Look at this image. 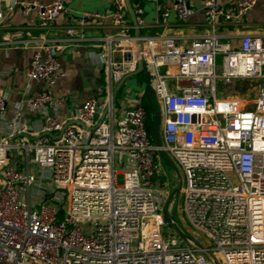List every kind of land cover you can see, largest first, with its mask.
<instances>
[{"label": "built area", "instance_id": "1", "mask_svg": "<svg viewBox=\"0 0 264 264\" xmlns=\"http://www.w3.org/2000/svg\"><path fill=\"white\" fill-rule=\"evenodd\" d=\"M145 1L156 5L162 25L171 12L181 23L194 13L188 0ZM257 4L205 0L208 32L184 45L164 35L132 36L125 0H112L113 33L92 54L107 76L105 96L86 99L69 124L59 119L64 101L50 91L64 77L59 56L66 45H38L26 80L43 88L15 104L9 122L0 87V127L9 135L0 137V264H264V34L239 36L238 49L217 34ZM20 6L24 15L35 11L44 30L68 13L65 0ZM134 14L144 28V10L137 5ZM100 18L85 12L76 28ZM0 23L9 26L3 12ZM76 28H67V42L76 40ZM140 56L159 104L160 145L141 103L115 115L114 86L136 72ZM217 81L261 88L248 108L219 97ZM26 114L41 118L39 130L24 122ZM159 152L179 166L182 213L210 248L165 239L155 197Z\"/></svg>", "mask_w": 264, "mask_h": 264}, {"label": "crops", "instance_id": "2", "mask_svg": "<svg viewBox=\"0 0 264 264\" xmlns=\"http://www.w3.org/2000/svg\"><path fill=\"white\" fill-rule=\"evenodd\" d=\"M32 1L47 5L53 0H0V12L5 14L9 24L6 27L5 24L0 23V87L7 95L5 120L7 122L12 120L15 104L38 94L43 88L41 84L28 83L26 80L31 56L36 52L38 45L57 42L63 46L66 45L59 56L64 77L50 91L55 98L64 101V110L59 115V119L69 124L72 122L71 118L75 109L86 99L96 95L103 99L105 96L107 76L104 69L93 61L92 54L99 50L95 46L100 43V40L113 33L108 18L112 9V0H65L68 13L61 15L47 30L38 25L35 11L32 10L27 15L22 12L20 4ZM231 1L224 0V3L229 4ZM188 3L194 13L187 22H179L175 13L171 12L166 24L162 25L157 22L154 3L130 0L133 10L137 5L144 10L146 26L139 29L140 36L164 35L173 37L177 43L186 45L190 40L205 35L208 32L203 13L205 0H188ZM12 6L13 10L8 12L7 8ZM85 12L99 14L102 18L93 19L80 30L76 28L77 18ZM128 20L133 25L129 14ZM70 27H75L78 33L75 38H72L76 40L67 42L71 39L66 34L67 28ZM15 32H19L20 37H14ZM217 34L221 42L230 44L232 48L236 47L239 36L243 34H264V0H258L256 8L236 23V26H222L217 29ZM132 36L136 37L135 28L132 30ZM131 79L133 78H127L122 84L120 82L114 86L115 94L118 95L123 88L130 87ZM126 94L131 95V103L125 106L127 108L141 103L146 92L132 95V92L126 91ZM124 109L119 111L118 117ZM24 122L35 130H39L42 126L41 118L35 114H26ZM5 135H8V131L0 127V137H7ZM14 139L8 137L10 142Z\"/></svg>", "mask_w": 264, "mask_h": 264}, {"label": "rangeland", "instance_id": "3", "mask_svg": "<svg viewBox=\"0 0 264 264\" xmlns=\"http://www.w3.org/2000/svg\"><path fill=\"white\" fill-rule=\"evenodd\" d=\"M235 48H239V42L236 44ZM220 73L221 65L218 60L216 74L219 75ZM132 78L133 79H131L129 83L130 87L123 88L122 91L115 96V115L116 112L119 113L120 110L126 108L125 106H127L128 103H131V95L126 94V91L132 92V95H135L134 93L142 94L143 92H146L147 79L145 74L142 72L134 75ZM260 88L261 82L254 84L249 83L248 81H217L216 83V92L219 97H237L245 101V104L248 106V108H251L253 100L257 96L258 90ZM137 89H139V91H135ZM150 101L152 103V106L150 107L159 112V104L155 99L153 92ZM146 102L147 100L145 99L144 102H142V105H145ZM150 114V122H152L153 111H151ZM116 118L117 117H115L114 120H116ZM158 137H161L160 133H158ZM165 155L171 160L173 166H169L162 159H159V171L162 176H158L155 180V197L160 202L159 210L164 215L166 222L165 226L163 227V235L167 240H170L171 238H181L183 242H185L187 239H190L202 247L210 248L211 243L203 236L195 233L185 220V217L182 213L183 196L181 194V189L184 186V179L177 163L171 159L168 154ZM33 166L34 165L31 164V167ZM117 169H119L118 166ZM166 213L169 215V218L173 220L174 224H172L170 220L166 218Z\"/></svg>", "mask_w": 264, "mask_h": 264}, {"label": "water", "instance_id": "4", "mask_svg": "<svg viewBox=\"0 0 264 264\" xmlns=\"http://www.w3.org/2000/svg\"><path fill=\"white\" fill-rule=\"evenodd\" d=\"M125 3H126V8H127V12L132 20V23L134 25V28H135V36L136 37H139L140 36V31L139 29L137 28V24H136V20H135V14H134V10L133 8L131 7V4H130V0H125ZM138 50L139 52L142 50L144 51V48L142 46V43L141 42H138ZM144 73L145 76H146V79H147V87H146V100L147 102L149 103L150 106H152V103H151V95H152V92H151V86H150V82H151V77H150V74L148 73L145 65H144V59H143V56H140L139 57V61H138V67H137V70L136 72L124 77L122 80H121V84L124 82L125 79L127 78H131L133 77L134 75H137L139 73ZM75 124H78L80 125L82 128H83V125L80 124L79 122H75ZM160 113L158 111H156L154 109V112H153V119H152V124L149 123L147 121V129L150 131L151 133V136L153 139H155V143L156 145H160V141H159V137H158V131H159V128H160ZM159 157L160 159H162L167 165L169 166H173L171 160L163 153V152H159ZM166 218H168V220H170V222L172 224H174L173 220H171L169 218V215L166 213ZM194 243V242H193ZM196 246L202 248V246L194 243Z\"/></svg>", "mask_w": 264, "mask_h": 264}, {"label": "trees", "instance_id": "5", "mask_svg": "<svg viewBox=\"0 0 264 264\" xmlns=\"http://www.w3.org/2000/svg\"><path fill=\"white\" fill-rule=\"evenodd\" d=\"M145 99H146V95H145L144 100H145ZM144 100H143L142 102H144ZM142 102H141V105H142ZM142 106H143L144 109L146 110V113H147V121H148L149 123L152 124V122H150V120H151V114H150V112H151V111L154 112V109L150 107V105H149L148 102H146L145 105H142ZM152 119H153V114H152Z\"/></svg>", "mask_w": 264, "mask_h": 264}]
</instances>
